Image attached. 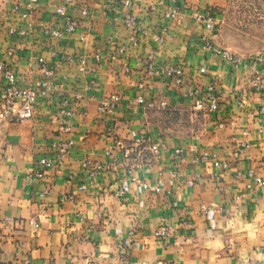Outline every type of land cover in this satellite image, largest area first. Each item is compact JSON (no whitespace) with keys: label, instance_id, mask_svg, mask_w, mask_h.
Returning a JSON list of instances; mask_svg holds the SVG:
<instances>
[{"label":"crops","instance_id":"1","mask_svg":"<svg viewBox=\"0 0 264 264\" xmlns=\"http://www.w3.org/2000/svg\"><path fill=\"white\" fill-rule=\"evenodd\" d=\"M27 1L0 0V63L19 86L46 88L33 119L0 120V264H264V186L253 179L264 180L255 116L264 107V56L236 65L205 48L220 45L231 0H75L64 16L57 14L64 0L16 10ZM69 19L79 26L60 39L40 30L42 23L62 29ZM127 19L136 25L128 28ZM151 55L163 72L176 67L183 84L146 77ZM208 85L219 102L214 113L195 109L186 94ZM112 94L121 96L119 107L100 114ZM64 99L74 113L69 134L54 122ZM193 113L207 117L197 136L182 124ZM133 131L164 147L151 166L148 154L136 161L118 147L106 154L117 140L129 146ZM60 142H71L66 158L28 183L40 159H56ZM87 160L104 167L96 177ZM166 226L169 235L158 238Z\"/></svg>","mask_w":264,"mask_h":264},{"label":"built area","instance_id":"2","mask_svg":"<svg viewBox=\"0 0 264 264\" xmlns=\"http://www.w3.org/2000/svg\"><path fill=\"white\" fill-rule=\"evenodd\" d=\"M39 0H28L23 5H18L16 7V10H20L21 7H25L28 11L32 10L35 5H37ZM119 1V0H115ZM173 3L176 2V0H171ZM75 0H64V5L58 8L57 14L60 16H64L66 13V9L73 5ZM81 15L83 17H87L89 15V12L87 10H82ZM176 11H172L171 16L176 17ZM136 25L134 19H127L126 20V26L128 28L134 27ZM79 26V23L73 19H69L64 24V28L62 29H56L52 26H49L45 23L40 24V30L46 37H52V38H62L65 35L73 34L76 32L77 28ZM11 35L18 34L21 37L29 36V32L27 31H15L14 29H11L9 32ZM154 41L158 45H163L165 43V38L162 35H158L154 38ZM205 48L208 50L213 51L216 55L221 57L223 60L240 65L243 61L241 57L236 55L233 51L227 50V49H219L218 47H215L209 42H206ZM124 50L121 49V52ZM41 64H44V60H40ZM146 65V77H157V76H164L167 78H174L175 83L178 86H181L183 84V79L179 75V72L176 67H169L166 71H161L158 69V67L155 65L154 62V56L151 55L150 58L145 62ZM0 73L3 76V87L0 89V120L6 121V122H14V121H28L33 119L35 115V106L37 104V96L39 91L44 90L43 88H46V84H38L36 89L33 88H23L19 86L17 77L15 73L9 69L4 63H0ZM201 74L207 73V68L203 66L200 69ZM46 75H50L49 71H46ZM140 83L139 88L143 89L145 86V83ZM186 94L194 99V106L195 109L199 111H207L209 113H214L218 111L219 108V102L217 99V94L215 92V87L213 85H208L206 87H197V86H191L186 90ZM80 97H77L79 99ZM121 103V96L118 94H112L111 96L103 99L100 104L98 105V112L100 114H107L111 115L115 113L117 108L119 107ZM150 106H154V104H151ZM161 107H165V104L161 103ZM74 113L70 108V104L68 100L64 99L61 103V110L59 114L54 118V122L59 125V132L61 134H69L71 132V126L70 121L73 118ZM255 116L259 117L260 119V133H264V107H261L255 112ZM131 143L129 146L125 145L123 141L117 140L114 146H110L106 148V154L108 156H111L113 154L114 148L118 147L120 150L124 151V158L125 160L131 161L132 159L134 161L138 159L144 158L145 155H151L149 158L150 162L146 164V166H151L153 162H156L160 159L162 151L164 150V147L160 144H157L153 142L149 137H146L145 135H140L137 132H131ZM71 142H60L57 146V156L56 159H49V158H43L40 159L38 164L40 166V169L38 171H35L31 174H29L26 177V181L28 183L33 182L34 180H41L45 177V174L47 171L52 170L56 167L57 164L62 162L66 156L69 153ZM177 154H180V151H177ZM207 157H202V161L206 162ZM215 165L217 167L223 166L227 167L228 165L226 163H220L219 161L215 162ZM85 166L91 168V177H96L100 171L103 170L102 165H98L96 167L92 166V163L90 161L85 162ZM141 165H137L132 167L130 169V174L132 176V181L137 182V178L134 176V170H139ZM252 172L250 173V176H252ZM254 183L256 185L264 186V180L258 177H254ZM194 183L192 181L189 182V185L192 186ZM146 188H148L147 185H145ZM86 189L85 186H82L80 188L81 191H84ZM157 192L160 191L159 188L156 189ZM125 192L122 190L119 192L120 196H123ZM206 210V209H205ZM35 227H39L37 224L34 225ZM170 228L169 227H163L159 229L156 232V236L158 238H166L169 235ZM127 246H130L131 243L127 242Z\"/></svg>","mask_w":264,"mask_h":264},{"label":"rangeland","instance_id":"3","mask_svg":"<svg viewBox=\"0 0 264 264\" xmlns=\"http://www.w3.org/2000/svg\"><path fill=\"white\" fill-rule=\"evenodd\" d=\"M263 0H231L230 17L219 40V49H227L240 55L242 59L264 56V17L261 14ZM219 38V39H220ZM191 115V114H190ZM184 117V129L190 135L197 136L202 132L207 120L206 114L193 113L194 116ZM166 116V115H165ZM171 127L180 131L181 122L178 118L170 120ZM167 125V121H166Z\"/></svg>","mask_w":264,"mask_h":264}]
</instances>
